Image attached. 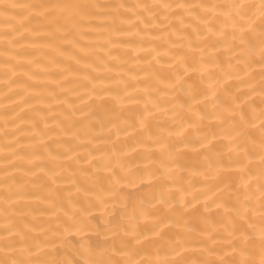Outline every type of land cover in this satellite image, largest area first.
Returning a JSON list of instances; mask_svg holds the SVG:
<instances>
[{
	"label": "bare ground",
	"instance_id": "bare-ground-1",
	"mask_svg": "<svg viewBox=\"0 0 264 264\" xmlns=\"http://www.w3.org/2000/svg\"><path fill=\"white\" fill-rule=\"evenodd\" d=\"M0 264H264V0H0Z\"/></svg>",
	"mask_w": 264,
	"mask_h": 264
}]
</instances>
